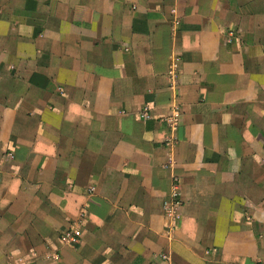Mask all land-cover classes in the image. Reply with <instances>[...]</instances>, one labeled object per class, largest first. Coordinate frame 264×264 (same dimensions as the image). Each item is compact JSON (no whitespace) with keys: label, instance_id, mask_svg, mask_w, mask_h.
<instances>
[{"label":"crops","instance_id":"1","mask_svg":"<svg viewBox=\"0 0 264 264\" xmlns=\"http://www.w3.org/2000/svg\"><path fill=\"white\" fill-rule=\"evenodd\" d=\"M8 1L0 264H264V0Z\"/></svg>","mask_w":264,"mask_h":264},{"label":"built area","instance_id":"2","mask_svg":"<svg viewBox=\"0 0 264 264\" xmlns=\"http://www.w3.org/2000/svg\"><path fill=\"white\" fill-rule=\"evenodd\" d=\"M179 116V113H175L172 117V122L175 121V123H177V118ZM175 125H173L172 123V127H174ZM168 139V143L171 142V140ZM176 182V180H175ZM179 196V190L177 188V185L175 186V189L173 191V197L174 200H172L171 202H165L164 203V212L167 218H169V220H177L180 219L181 215L178 212V208L180 205V202L178 200H176ZM81 232L77 229H74L73 231L71 230V232H68L66 235H64L63 240H65L67 243L69 244H77L79 242L80 239V234Z\"/></svg>","mask_w":264,"mask_h":264},{"label":"rangeland","instance_id":"3","mask_svg":"<svg viewBox=\"0 0 264 264\" xmlns=\"http://www.w3.org/2000/svg\"><path fill=\"white\" fill-rule=\"evenodd\" d=\"M8 0H0V16L2 14H6V11H8L7 6H8ZM4 11V12H3Z\"/></svg>","mask_w":264,"mask_h":264}]
</instances>
